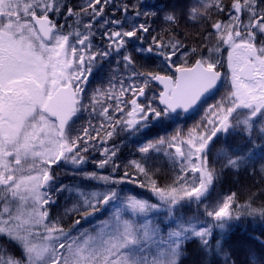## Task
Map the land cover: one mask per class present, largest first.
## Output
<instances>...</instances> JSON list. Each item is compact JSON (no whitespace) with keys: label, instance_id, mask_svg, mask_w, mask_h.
Returning <instances> with one entry per match:
<instances>
[{"label":"snow or ice","instance_id":"obj_1","mask_svg":"<svg viewBox=\"0 0 264 264\" xmlns=\"http://www.w3.org/2000/svg\"><path fill=\"white\" fill-rule=\"evenodd\" d=\"M109 5L112 15L106 16ZM141 8L133 0H84L79 6L69 0H0V236L20 250L17 257L0 247V264H182L189 240H197L205 255L216 249L223 253L228 241L217 240L210 249L215 229L228 231L230 222L244 216L264 220V204L254 207L256 197L239 203L232 193L208 202L221 176L209 159L217 143L224 157L222 169L245 166V149L254 151L257 145L264 160V0H229L227 6L223 0H183L165 12L169 25H177L181 16L200 19L207 25L205 39L215 41L207 58L198 48L166 39V33L151 36L146 48L133 50L136 56L154 55L161 71L175 69L172 75L138 66L136 56L127 51L130 40L144 41L151 35L147 21H135L155 13ZM210 9L226 12L228 21L212 20ZM61 16L73 19L68 30L53 19ZM129 18L132 22L125 28ZM97 33L106 41L103 47L93 43ZM113 53L120 59L109 87L89 94L94 66ZM190 58L194 63L188 66ZM225 65L222 74L219 69ZM117 79L119 88L112 83ZM222 80L225 94L200 123L186 133L177 129L141 144L140 161L124 165L121 174L114 137L195 111ZM154 84L163 87L157 91ZM82 112L102 122L94 126L89 120L87 127H77ZM229 133L244 143L234 142ZM173 148L174 153L169 151ZM98 149L102 159L94 161L96 170L88 171L89 156ZM152 152L180 158L179 172L166 183H159L157 173L146 166ZM61 164L72 165L82 182L101 189L79 192L81 201L65 209L64 216L71 212L80 218L67 229L63 217L51 215L56 194L67 188L57 183L54 172L53 166ZM106 168V175L98 171ZM125 182L147 187L155 202L126 193L121 188ZM117 202L120 207L91 229H77L81 219ZM191 203L203 205L201 215L207 218L198 226L180 224L165 231L162 222L149 218L161 208L166 216L175 215L177 208ZM235 244L229 257L244 251L241 264H264V248L257 250L242 240Z\"/></svg>","mask_w":264,"mask_h":264},{"label":"trees","instance_id":"obj_2","mask_svg":"<svg viewBox=\"0 0 264 264\" xmlns=\"http://www.w3.org/2000/svg\"><path fill=\"white\" fill-rule=\"evenodd\" d=\"M77 1V0H74ZM142 0H133V3H140ZM150 1H165L169 0H150ZM224 4L227 6L229 0H223ZM173 8L166 9L165 12H172ZM161 11V10H160ZM177 13L180 12V9L175 8ZM158 10H156V13ZM212 20H221L225 23L228 21L227 13L218 14L215 9H210ZM60 18V17H59ZM156 18V16L152 17ZM183 18V19H182ZM183 21H188L191 18L181 16ZM196 24L200 19H195ZM211 23V21H209ZM204 26V29H206ZM186 30L189 26H185ZM211 46L214 48L215 41H211ZM259 126V125H258ZM150 132H158V127H152L149 129ZM189 128L183 129V132H187ZM175 133V129L171 131V135ZM147 138L146 133L143 129H140L136 132H121L118 136L113 138V141L119 145V153L117 163L121 165V174L124 170V165L129 164L131 161H140V154L138 152V146ZM157 138V136L155 137ZM229 138L234 142L243 144L244 141L241 140L238 136H233L229 133ZM224 136H221V141H223ZM109 141V146L113 143ZM221 147L220 143H217L213 147L211 155L209 157L210 161H214V167L221 172L220 179L215 182L212 193L209 197L208 202H214L220 198H226L229 194L235 193L237 201L239 203H246L250 197H256L254 207H259L261 204H264V196L261 194L264 193V171H261L262 166H264V160L261 159V149L257 145L254 151H249L245 149L246 154L249 159L245 166L241 167L239 170L229 169L225 170L221 168V165L224 163V157L219 154V149ZM251 149V145H249ZM100 153L99 149L92 154ZM173 152V150H172ZM164 152H152L150 153V159L146 162V166L151 168L157 173L155 177L159 182L164 183L167 179L175 177L179 172V166H175L174 172L172 167H167L166 157ZM102 159V156L99 154V160ZM182 166V165H180ZM168 168H172L174 172L173 176H168ZM101 174H108L110 169H100ZM131 172L132 169H129ZM86 192L88 190L94 189L93 186L84 185ZM126 186L132 187L134 192L141 191L146 193L148 196L150 190L145 187L141 188L138 183H127L121 185L122 189H125ZM98 190H101L98 188ZM149 192V193H148ZM74 196L72 189L67 186L66 190L58 193L56 197V203L52 205V218L55 219L57 216L63 217V226L67 229L73 222V220L80 218L73 213H69L67 216H64L65 209H70L73 202L68 200V196ZM79 201L74 202L77 204ZM103 209L100 211L102 212ZM166 211V209H165ZM203 211V205L197 206L196 203H191L190 205H185L182 208H177L175 215L173 217H182V218H195L200 222H205L207 218L201 215ZM97 212V213H100ZM93 216V215H92ZM90 217V216H89ZM88 217V218H89ZM87 218V219H88ZM87 219H81V223L77 226L80 229L87 228L88 222ZM81 225L84 226L81 228ZM228 231H222L220 229H215L214 239L210 245V249H215L216 241L223 240L228 241L224 243V252L220 253L218 249L215 251H208L207 255L201 250L200 245L197 240H189L185 246L184 258L182 264H232L233 261H236V264H241L242 261L246 258V253L244 251H236V254L229 257L228 253H231L236 247L235 242L237 240L244 241L246 246H250L257 250L264 248V220L259 219L258 217L244 216L238 221L230 222L228 226ZM1 242L7 246L8 249L13 251L14 255L19 257L20 250L16 247L14 243L7 239L5 236H0Z\"/></svg>","mask_w":264,"mask_h":264},{"label":"flooded vegetation","instance_id":"obj_3","mask_svg":"<svg viewBox=\"0 0 264 264\" xmlns=\"http://www.w3.org/2000/svg\"><path fill=\"white\" fill-rule=\"evenodd\" d=\"M122 2H127V0H116V3H122ZM175 2L178 5H181L183 3V0H172L169 2L142 0L140 3H136L138 5H142V8H141L142 11H146L148 13H155V15H149L147 17L141 16L138 18V20L135 21L136 23H145V21H147V23L151 26V29H152L151 35H148L147 39L144 41H137L135 40V38H133L132 40H130L127 46V51L133 52L135 48H139L141 46L146 48L148 46V43H150L151 41V36L158 35V34L161 36H164L166 33L167 34L165 36L166 39L175 38V39L180 40L181 42L183 39L182 43L185 46V48L191 49L195 47L199 49L203 57L206 58L209 56L208 51L201 49L202 47H198L196 44H191L192 41L197 42L198 40L197 36H200V40H205V37L207 36L206 35L207 31L206 29H204V26L206 24L203 21L200 20L198 24H196L197 21L195 19H189L188 21H183L182 20L183 18L182 19L180 18L179 23L181 22V24L179 25L178 23L177 24L178 26H184V27L189 26V28L187 30L185 29V31L180 30L178 27H176L177 25H169L168 23H165L163 19L164 11L166 9H170L176 6V5H173V3ZM69 3H71L72 5L79 6L80 4L84 3V0H77V1L69 0ZM156 10H158L157 13H156ZM105 15L106 16L112 15L111 5L106 7ZM116 15L118 18L123 19V16L121 15V13L117 12ZM153 16L154 17L156 16V18H152ZM57 22L60 25H64L65 30H68V26L72 25L74 21L71 18L66 21L65 18L61 16L59 19H57ZM131 22H132L131 18L126 20L124 27L128 28ZM93 43L96 46L103 47L106 44V41H101L100 35L99 33H97V35L93 38ZM133 54L134 56H136L134 52ZM223 55L226 57L227 52L225 51ZM199 58H201V56L195 57V59H199ZM118 59H120V57L116 53H113L112 56L109 57L107 60H100L97 62V64L94 66L92 74L89 76V85L87 86V91L89 94L94 88H108L109 87V80L112 77L113 70L117 67L116 61ZM136 60H137L138 66L142 64L144 65L145 69L157 71L161 75H172L173 72L175 71L174 68L171 71H167V70L161 71L160 70L161 68L160 60L152 54L145 53L143 55L136 56ZM180 63L181 61H177V66H179ZM193 63H194V59L190 58L188 66H191ZM141 70H144V69H141ZM219 70L221 71L222 74H225L227 72L226 65L225 67H222ZM122 78H123L122 75L118 77V79H122ZM118 79L112 81V83L117 88L120 87L118 83ZM153 87L157 91H159L163 86L154 84ZM226 90H227V85L224 84L222 80L218 86V89L214 93L207 95L204 98V102L198 105L195 111L190 110L189 113L187 114L182 113L180 116L176 117L175 120L165 121L163 125L158 124L155 121L150 122L148 125V128L146 129L144 128V132L146 133L147 138L144 140L143 143H147L151 141L156 136L157 138L161 136H171V129H170L171 127H173L175 131L177 129H181V130L185 128L191 129L194 125L200 123V121L204 118V115L207 112L208 108L211 105L216 104L221 99V97L225 94ZM126 98H130V95L126 94ZM143 101H144V97H140V102H143ZM89 120H91V123L94 126H99V124L102 122V118L101 119L93 118V117H90L87 112H82L80 114V118L76 122L77 127H80V126L87 127ZM152 124H157L158 132L156 133L150 132L149 129L152 126ZM169 151L174 153L175 149L173 148V149H170ZM92 153L90 154L88 162L85 166L88 171L96 170V164L94 163V161H99L100 153L99 152L98 154L97 153L92 154ZM167 160L174 161L175 159H172L169 157ZM53 167H54L55 174L58 175V180H57L58 184H62V185L68 184L69 186H74V187L88 185V186L94 187V189L88 190V191H99L98 187H96L94 184L92 183L86 184L82 182L81 177L75 172L74 167L72 165L61 164L58 167L57 166H53ZM98 171L100 172L101 170L99 169ZM168 176L171 177L169 173H168ZM81 189L83 190V188ZM127 189H128V186H126L124 190H127Z\"/></svg>","mask_w":264,"mask_h":264},{"label":"rangeland","instance_id":"obj_4","mask_svg":"<svg viewBox=\"0 0 264 264\" xmlns=\"http://www.w3.org/2000/svg\"><path fill=\"white\" fill-rule=\"evenodd\" d=\"M169 1H172V0H169ZM173 5H178V4L175 2V3H173ZM177 8L180 9L179 7H177ZM53 19H55L57 21V19H59V18L53 17ZM180 24H181V22L179 23V25ZM176 27H178L180 30H183V31H185V29H186L184 26H178L177 25ZM206 35H207V32H206ZM189 37H190V35H189ZM197 37H198L197 42L192 41L191 44H196L198 47H202L201 49H204V50L209 52L208 55H212L213 53L210 51L211 49H213V47L211 46L212 40H206V39L200 40V36H197ZM182 42H183V39H182ZM221 136H223V134H221ZM178 146H181V145H178ZM181 147L183 148V146H181ZM184 150H186V149H184ZM176 158L178 160L177 162H178V166H179V170H180L181 161H180L179 157H176ZM168 181L169 180L167 179L166 181H164V183H166ZM159 183L163 184L162 182H159ZM124 191L128 194H134V193H132L133 191H131V190H130V192L128 190H124ZM135 195H137L139 198H145V199H149L152 202H155V197L152 196L151 192L149 193L150 196H148L146 193H143L141 190V191L135 192ZM80 198H81V196L78 197V199H80ZM71 201L73 202V204L71 205V208H72L74 205V199L72 198ZM118 207H120L118 202L115 205L107 206L103 211L105 214H102L100 216V219L92 221V217H90L89 219H87V221L89 222L88 227L83 228L84 226L81 225V228L91 229L95 222L106 218L111 213V211H114L115 208H118ZM165 213H166L165 209L161 208L159 211L149 214V218L152 220L153 223L162 222L161 226L163 227V229L165 231L172 230L175 227H178L180 224H184L185 226H188V225L198 226V225L203 223V222L198 221L195 218H182V217L178 218V217H173V216H166ZM140 219L143 220L144 218L141 217ZM77 229H80V228L77 227ZM0 247L6 249L8 254L14 255L13 251L8 249L7 246L1 242V240H0Z\"/></svg>","mask_w":264,"mask_h":264}]
</instances>
